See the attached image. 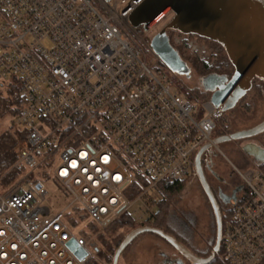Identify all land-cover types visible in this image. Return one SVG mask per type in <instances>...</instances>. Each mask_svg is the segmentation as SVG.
<instances>
[{"label":"built area","instance_id":"obj_1","mask_svg":"<svg viewBox=\"0 0 264 264\" xmlns=\"http://www.w3.org/2000/svg\"><path fill=\"white\" fill-rule=\"evenodd\" d=\"M143 1L0 0V88L18 79L25 101L11 121L12 170L22 178L0 195V264H88L98 234L135 201H160V183L189 178L205 144L219 149L223 105H197L156 68L165 64L148 40L153 29L142 33L129 20ZM236 170L243 189L224 220L217 260L263 264L264 171ZM35 175L61 183L72 196L67 211L40 204L48 191L28 181ZM134 188L140 194L131 200ZM75 208L87 216L81 227L70 221L79 218Z\"/></svg>","mask_w":264,"mask_h":264},{"label":"water","instance_id":"obj_2","mask_svg":"<svg viewBox=\"0 0 264 264\" xmlns=\"http://www.w3.org/2000/svg\"><path fill=\"white\" fill-rule=\"evenodd\" d=\"M170 14L173 15L171 21L152 37L151 45L171 72L179 76L191 75L189 65L171 43L168 30H175L184 35H196L219 43L234 67L231 77L224 74L205 76L204 80L211 82L205 85V90L211 93V102L214 105L222 104L224 112H227L235 108L252 90L255 79L264 83V0H144L130 14L129 20L134 27L150 31ZM262 133L264 119L250 128L216 136L214 143L219 145ZM211 147L209 143L202 146L194 162L195 174L208 197L216 221V240L211 255L201 258L163 228L141 225L124 236L111 264H119L123 252L143 233H152L165 239L196 264H210L215 259L222 248L224 218L206 179L201 160L203 153ZM243 151L255 161L264 163L263 146L251 144L244 146ZM40 187L38 185V188ZM242 189L238 188L237 191ZM233 201H236L235 197ZM69 247L80 259L86 256V252L74 240L69 242Z\"/></svg>","mask_w":264,"mask_h":264},{"label":"rangeland","instance_id":"obj_3","mask_svg":"<svg viewBox=\"0 0 264 264\" xmlns=\"http://www.w3.org/2000/svg\"><path fill=\"white\" fill-rule=\"evenodd\" d=\"M169 18V16L165 17L153 29V31L149 33L148 40L152 39L156 33L161 31L166 24H168L170 21ZM139 30L142 33H145V30L142 27H139ZM168 33L170 36L172 35L171 37H173L174 41L177 43L186 38L180 34H173L170 30H168ZM188 41L192 52L196 53L200 58L210 63L212 62L210 49L207 43L199 40L197 37H188ZM151 59L152 56L150 55L149 60ZM188 65L191 69V75L189 78L171 72L166 66H156L157 69L161 68L166 72L173 90L179 92L184 97H187L190 94V89L204 90L200 80L202 77L209 74L201 72L192 64ZM0 89L3 95L7 97L6 85ZM192 101L197 105H200L201 102H203L198 97L192 98ZM248 103L250 104H237L235 108L225 112L222 116L228 117L226 125H229V132L250 128L264 119V90L263 92H252ZM11 121L12 119L10 117L0 120V132L9 130ZM220 122H222L221 119L219 120V125ZM219 125L216 130L217 135H221L222 129L223 132L225 131L224 133H228L226 132V125H224L225 128L222 127V125ZM259 138L262 139V136H259ZM242 144H240V146ZM240 146L234 141L219 144V149L216 150V161L221 168L227 169L233 174L234 178L242 182L236 168L243 170L246 167L251 166L252 163L250 160H247V156L241 150ZM11 170H9V172ZM20 178L22 177L20 176L8 184H5L4 181L0 179V195L5 193L6 190L12 187ZM32 179L42 182L44 188L48 191L47 197L44 200L40 199V204L48 207L51 214H55L62 210L67 211L68 207L72 205V196L55 178L39 177L38 175H35L29 178L28 181ZM153 195L160 197V194L158 193H153ZM147 200L149 199H146L145 201L137 200L129 209L130 213L137 221L146 220L151 212L156 213L158 210L159 199H156V202L154 203L148 202V204H146ZM73 204L78 205L77 203ZM226 208L227 207H224L223 209L225 210ZM141 215L143 216L142 219L140 218ZM168 224L177 235L182 234L181 227H185L195 233L194 237L198 241H201L200 236H202V244L205 246H210L212 244L214 246L216 240V221L214 213L211 205L201 190L199 183L194 178H189L184 183L180 194L170 202ZM86 230L91 231L89 227H86ZM203 240H205V243ZM162 246L163 241L159 236L152 233H143L127 247L120 258L119 264H154L153 260L156 257L155 253L157 250L162 249ZM215 258H217V255Z\"/></svg>","mask_w":264,"mask_h":264},{"label":"trees","instance_id":"obj_4","mask_svg":"<svg viewBox=\"0 0 264 264\" xmlns=\"http://www.w3.org/2000/svg\"><path fill=\"white\" fill-rule=\"evenodd\" d=\"M170 31H172L173 34H180L186 37L185 40L177 43L174 41L173 37H171L172 35L170 36V34L168 33L170 36L171 43L175 46L182 59L187 62V64L194 65L198 70L204 73L216 72L217 74H224L228 77H231L233 75L234 67L231 64L225 49L219 43L196 35H184L175 30ZM188 37H197L199 40L204 41L208 44L210 49V57L212 59L211 63L200 58L196 53L191 51ZM149 40L151 41V39ZM6 87L7 97L3 95L0 89V120L6 119L8 117L14 119L20 114L25 104V101L21 94L22 86L18 79L14 78V80L9 82ZM263 90L264 83L258 79H255L252 90L249 91L239 101L238 104H250L248 103V100L251 97L252 92H263ZM194 97H198L202 101H206L211 99V94L206 90L190 89V94L186 98L192 101V98ZM220 119L222 120V122H220V125L218 122V125H222V127H224V125H226V122L228 121V117L224 116ZM226 128V132H229V125H226ZM221 132L223 133V129ZM216 135L217 134L215 131V136ZM261 136L262 141H264V133H262ZM17 141L18 135L15 131H13L12 125H10L9 130H4L0 132V179H2L5 184H8L20 177V172L14 169L11 170L17 158L15 153V146L17 144ZM250 162L252 163L251 166H257L262 171H264V163H259L257 161ZM9 170L11 171L9 172ZM188 179L189 178L179 182L164 181L160 183V186L162 187L163 191V198L158 202V210L156 213H154L152 218H147L144 221H137L130 212H126L123 216L114 221L104 232L100 234H98L99 230L96 225H94L93 223H88L87 226L91 229V234H98L99 241L96 256L92 260H90L88 264H111L113 261L114 254L124 236L132 229L140 225H152L163 228L166 232L174 233V231L168 224L170 202L173 198L177 197L180 194L184 183ZM139 194L140 191L134 188L132 192L130 191L129 198L132 200ZM231 207L232 206H228L223 211L224 220H226L230 216ZM74 212V215L78 214L79 218L75 219L73 217H70V221L74 227H81L83 223L86 222L87 216L77 208L74 209ZM82 233L86 235L85 231H83ZM210 264L220 263L218 262L217 258H215Z\"/></svg>","mask_w":264,"mask_h":264},{"label":"flooded vegetation","instance_id":"obj_5","mask_svg":"<svg viewBox=\"0 0 264 264\" xmlns=\"http://www.w3.org/2000/svg\"><path fill=\"white\" fill-rule=\"evenodd\" d=\"M168 16L170 17L169 19L171 21L173 15L171 14ZM168 24H166V26ZM209 74H217V73L211 72ZM186 78H189V77H186ZM204 78L205 77H202L200 81L202 84V88L205 90V85L206 84L209 85L211 82L205 81ZM230 133L232 132H228V133L223 132L221 133V135H227ZM261 135L262 134L254 136V137L246 138V139L236 140L234 142H237L238 146H240V144H242L243 142V144L240 146L242 151H243L244 146L251 145V144H257V145L264 147V141H262V139L259 138V136ZM216 136H220V135H216ZM244 154L247 156L248 160L255 162V159L248 156L245 152ZM216 155H217L216 150L211 147L203 153L201 160H202V165H203L206 179L215 197L217 198V201L223 213L224 207L232 206L234 204L235 201H233V197H235L237 200L239 193L241 192V191L238 192L237 190L238 188H243V184L238 179L234 178L233 174L230 173L227 169H223L220 167V165L216 161ZM189 178L191 179L194 178L199 183L201 190L203 191L205 197L207 198V201L209 202L208 197L199 179L197 178L195 174V170H193ZM181 231H182V234H178V235L176 233H171V232H167V233H169L170 235L178 239L195 255L201 258H205L211 255L213 246L212 245L205 246L204 244H202V236H200L201 241H198L194 237L195 233L192 230H189L185 227H181ZM160 239L163 241V246H162V249H159L156 251L155 253L156 257L153 260L154 264H196L193 261L189 260L187 257H185L183 254H181L168 241H166L165 239L161 237ZM203 241L205 243V240Z\"/></svg>","mask_w":264,"mask_h":264},{"label":"snow or ice","instance_id":"obj_6","mask_svg":"<svg viewBox=\"0 0 264 264\" xmlns=\"http://www.w3.org/2000/svg\"><path fill=\"white\" fill-rule=\"evenodd\" d=\"M104 159H105V161H107V157H104ZM73 166L75 167L76 166V164H75V162H73ZM116 179H120V177L119 176H117V177H115Z\"/></svg>","mask_w":264,"mask_h":264}]
</instances>
